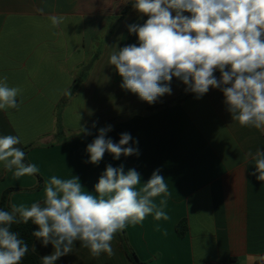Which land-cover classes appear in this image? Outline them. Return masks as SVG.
<instances>
[{
    "label": "crops",
    "instance_id": "obj_1",
    "mask_svg": "<svg viewBox=\"0 0 264 264\" xmlns=\"http://www.w3.org/2000/svg\"><path fill=\"white\" fill-rule=\"evenodd\" d=\"M134 2L0 0V77L21 89L19 107L0 110V135L21 138L18 147L28 149L27 160L37 165L43 180L40 190L27 191L37 184L34 175L16 179L0 165V201L10 188L25 190L13 193L11 203L42 201L45 182L53 175L77 176L94 193L108 164H122L125 172L134 168L141 183L159 169L171 193L165 209L170 220L149 215L142 224L125 228L142 261L264 264V181L253 175L247 155L264 150V130L233 121L219 89L196 98L174 77L171 94L149 104L121 88L122 77L109 58L119 48L138 45L127 26L143 24L147 17L133 9ZM50 16H62L64 23L53 27ZM214 75L219 79V71ZM109 125L107 136L118 143L122 133H129L139 155L114 160L106 152L98 165L88 163L87 145ZM182 220L188 226L184 236L177 232ZM112 247L113 256L93 257L77 241L56 264H133L118 233ZM33 249L40 257L53 252L51 244L37 239Z\"/></svg>",
    "mask_w": 264,
    "mask_h": 264
},
{
    "label": "clouds",
    "instance_id": "obj_2",
    "mask_svg": "<svg viewBox=\"0 0 264 264\" xmlns=\"http://www.w3.org/2000/svg\"><path fill=\"white\" fill-rule=\"evenodd\" d=\"M132 7L147 19L127 26L138 45L110 55L109 64L122 77L121 88L149 104L171 94L174 77L196 98L210 88L219 89L233 121L264 130V0H135ZM49 20L53 27L64 23L62 16ZM20 94V88L9 86L7 76L0 77V110L18 108ZM111 130V125L100 128L87 145L88 163L98 165L106 152L114 160L139 155L138 148L129 144L133 140L129 133H122L115 143L107 136ZM21 143L18 135H0V165L16 179L40 171L36 164L25 162ZM247 155L255 166L253 175L264 181V150ZM43 192L42 201L30 206L11 203L9 210H0V264H20L29 251L13 225L29 221L36 225L32 236L53 246L51 254L41 257L42 264H56L73 252L77 241L93 257L113 256L112 241L127 226L142 224L149 215L156 221L170 220L165 209L171 193L159 169L141 183L134 168L125 172L122 164H108L94 193L73 175L51 176Z\"/></svg>",
    "mask_w": 264,
    "mask_h": 264
},
{
    "label": "trees",
    "instance_id": "obj_3",
    "mask_svg": "<svg viewBox=\"0 0 264 264\" xmlns=\"http://www.w3.org/2000/svg\"><path fill=\"white\" fill-rule=\"evenodd\" d=\"M180 100V97L172 99L162 105H159L158 107H156L155 109L152 110H161L165 107L170 106L171 104L177 102ZM66 102V97L63 99L62 103ZM27 150L28 149H23V151L27 154ZM25 162L29 163L27 160V156L25 158ZM4 173L0 174V180L3 178ZM37 179V184L35 187H33L32 189H29L27 191H38L42 188V178L38 175L35 174L34 175ZM20 191H25L24 189H20V188H10L4 191L2 197H1V201H0V210H9L10 208V200H11V195L15 192H20ZM187 222L186 220H182L181 222L178 223L177 225V232L180 236H184L186 231H187ZM37 229L36 225H33L31 223V221H29L28 224H19V225H13V230L17 231L20 234V238H22L29 247V251L28 253L25 255V257L22 259V261L20 262V264H42V259L41 257L34 251L33 249V244L35 241V237L32 236V232L35 231ZM120 235L121 238V242H122V246L124 248V250L126 251L129 259L133 262V264H146L144 261H142L139 256L137 255V253L135 252V250L131 247L130 243H129V239L127 236V233L125 231V229L121 232L118 233Z\"/></svg>",
    "mask_w": 264,
    "mask_h": 264
}]
</instances>
